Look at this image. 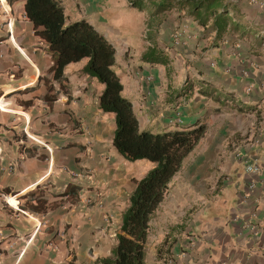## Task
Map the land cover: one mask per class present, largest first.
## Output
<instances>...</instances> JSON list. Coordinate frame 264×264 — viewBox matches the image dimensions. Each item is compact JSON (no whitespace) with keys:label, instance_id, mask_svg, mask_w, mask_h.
<instances>
[{"label":"crops","instance_id":"crops-1","mask_svg":"<svg viewBox=\"0 0 264 264\" xmlns=\"http://www.w3.org/2000/svg\"><path fill=\"white\" fill-rule=\"evenodd\" d=\"M1 1L0 264H99L116 243L133 178L151 166L135 176L113 147L114 115L99 109L103 85L82 73L86 60L65 67L60 89L24 0ZM60 1L69 21L87 20L113 45L141 129L205 126L178 171L191 177L189 207L199 211L178 234L152 217L146 264H264V0H228L245 26L216 41L177 8L150 17L128 0ZM153 45L167 64L141 60ZM1 194H15L21 211Z\"/></svg>","mask_w":264,"mask_h":264},{"label":"trees","instance_id":"trees-1","mask_svg":"<svg viewBox=\"0 0 264 264\" xmlns=\"http://www.w3.org/2000/svg\"><path fill=\"white\" fill-rule=\"evenodd\" d=\"M6 1L12 6L18 0ZM128 1L131 7L148 12L150 17L177 8L198 26L209 29L214 41L245 26L228 0ZM23 10L25 18L32 24L33 34L47 47L52 60L49 72L59 88L65 86V67L85 59L82 73L103 85L98 98L99 109L114 115L113 147L128 161L143 159L151 163L142 177L133 178L134 188L121 214L116 243L108 256L98 260L99 264H146L150 221L183 161L203 137L205 126L200 124L162 132L141 129L132 103L123 95V85L113 70V45L87 20L69 21L60 0H24ZM141 60L165 65L168 57L153 45L141 55ZM33 202L38 208L43 201L34 198Z\"/></svg>","mask_w":264,"mask_h":264},{"label":"rangeland","instance_id":"rangeland-1","mask_svg":"<svg viewBox=\"0 0 264 264\" xmlns=\"http://www.w3.org/2000/svg\"><path fill=\"white\" fill-rule=\"evenodd\" d=\"M131 23L134 25L135 30H137V28L141 26L140 21L137 19L132 20ZM144 28L145 27L143 26V30ZM126 161L135 176H141L142 170L145 169L146 166H151L150 162L143 159L137 161ZM187 167L188 165H186L184 168ZM190 184L191 177L189 176V174L182 173L181 171L170 182L164 199L153 215V218L155 219L158 227H165L169 229L170 232L178 234L179 232H183L185 225L189 222L190 219H193V215L196 213V211H199V205L196 207L195 204H192V207H189V204L191 205V199L195 197V192L191 191L189 188ZM202 185L204 186V182L202 183ZM175 202H181V208H179ZM179 212H181L180 215L178 214ZM173 221L177 222V224H173ZM171 225L174 226L170 227ZM154 232L155 229H153L152 233Z\"/></svg>","mask_w":264,"mask_h":264},{"label":"built area","instance_id":"built-area-1","mask_svg":"<svg viewBox=\"0 0 264 264\" xmlns=\"http://www.w3.org/2000/svg\"><path fill=\"white\" fill-rule=\"evenodd\" d=\"M0 6H1L2 8H4L3 5H2L1 3H0ZM9 24H10V26H9V29H10V27H11V22H10V23L8 22V25H9ZM6 110H7V109H6V107L4 106V104L1 103V97H0V111H6ZM24 133H25V135H26L29 139H31L32 141H34V142L37 143V144L42 145L43 147H45V148L51 153V149H50L49 144L46 143L45 141H43L39 136L32 135V134H30V133H28V132H26V131H24ZM50 161H51V157H50ZM248 169H249V170H256L257 167H255V166H253V165H248ZM1 197H2V199L4 200V202H5L8 206H10L11 208L16 209V210H18V211H21V210H19V208H18V203H19V201H18L17 196H16L15 194H13V195H9V194H7V195H6V194H1ZM11 198H14V202H11V201H10Z\"/></svg>","mask_w":264,"mask_h":264},{"label":"bare ground","instance_id":"bare-ground-1","mask_svg":"<svg viewBox=\"0 0 264 264\" xmlns=\"http://www.w3.org/2000/svg\"><path fill=\"white\" fill-rule=\"evenodd\" d=\"M1 4L3 5V2H2V1H1ZM3 7H4V6H3ZM5 7H6V9H8V6H7V5H5ZM10 201H11V202H14V198H11Z\"/></svg>","mask_w":264,"mask_h":264}]
</instances>
